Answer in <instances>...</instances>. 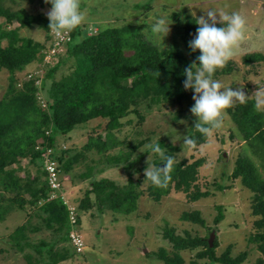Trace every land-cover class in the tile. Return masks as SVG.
<instances>
[{
	"label": "trees",
	"instance_id": "obj_1",
	"mask_svg": "<svg viewBox=\"0 0 264 264\" xmlns=\"http://www.w3.org/2000/svg\"><path fill=\"white\" fill-rule=\"evenodd\" d=\"M9 1L16 2L0 0V71L5 70L9 74L8 84L0 96V221L12 211L23 210L27 215L26 221L10 233V239L20 250L26 245L40 249L41 256L34 258L39 259L40 264H57L74 253H81L75 251L71 244L70 249L64 243H70L69 230L72 226L79 229L81 213L90 204L96 203L100 211L110 208L120 214H128L135 209L140 192L136 190L137 182L131 179V172H128L126 183L118 184L109 178H94L91 166L81 172V178H90L83 197L75 204L69 196L76 206V223L71 225L69 210L61 198L60 188L52 189L49 184L47 172L43 168L42 152L47 147L53 149L51 156L57 162L59 177L61 171L68 173L74 170L80 158L94 152L106 164H110V160L126 171L131 169L142 157L139 153L132 158V154L141 146L143 139L136 144L127 140V150H118L117 154L111 155L110 151L121 143L116 139L115 130L126 122H133L132 117L125 120L130 114H135L140 121L145 112L176 107L178 111H175V117L178 118L183 104L194 102V90H185L183 82L186 79L185 68L193 62L198 63L200 52H192L189 41L194 38L199 25L196 23L197 18L187 16L181 19L178 25L180 42L176 41L168 47L153 45L133 23L107 22L102 28L92 26L94 34L91 36L87 34L88 26L84 25L70 34V39L61 45L59 53L52 55L56 61L45 63L43 67L44 55L54 45L48 29L50 21L42 11L31 12L24 6L14 7ZM28 1L40 6L45 3V0ZM217 26L222 27L221 24ZM34 29L45 32L43 40L31 36ZM21 30L28 34H21ZM69 58L73 60L69 71L55 79V72ZM258 58L264 59V55L251 53L245 55L244 60L250 62ZM34 61L42 63L39 68L43 71L41 77L33 74L27 79L25 75L30 73L27 72L19 81L17 73L23 72ZM217 72L218 69L214 75ZM38 78L40 83L36 84ZM40 97L44 100V106ZM253 104V99H248L246 103L237 102L227 109L237 132L247 144L244 151L249 148L250 152L246 151L237 157L230 177L239 178L241 184L251 191L254 231L248 243L261 256L254 262L244 263L248 252L231 255V245L216 255L215 242L210 246L208 238L189 234L184 237L171 229L166 230L165 235L172 241V254H166L164 249L158 252V257L165 264H187L181 251L194 250L198 246L203 248L195 253V258L206 259L209 262L207 264H264V176H261L252 159V155H256L263 160L264 165V111L257 112ZM187 117L189 125L185 135L195 139L196 143L191 147L195 148L206 139L193 128V115ZM89 121L98 122L102 132H98L96 127L92 128L82 151L70 154V148L62 145L61 140H65V136L76 126ZM156 143L164 148L166 156L175 158V164L166 188L155 187L149 181L148 190L152 198L158 200L172 190L185 193L190 200L208 196L209 190L201 189L198 181V168L202 159L189 162L185 158H177L181 150L179 145L165 139H159ZM22 159H27L34 166V171L23 168L20 164ZM153 162L154 166L159 167L164 161L159 156ZM21 171L23 175H19ZM60 179L61 188L64 189V181ZM53 191L56 196L50 198ZM34 217L40 222L34 224ZM181 218L204 224L199 210L184 212ZM218 218L215 217V223ZM43 226L58 233L52 243L47 244L44 255L38 243L30 242L27 237V230H39ZM58 244L61 246L56 248ZM191 264L203 263L194 259Z\"/></svg>",
	"mask_w": 264,
	"mask_h": 264
},
{
	"label": "rangeland",
	"instance_id": "obj_2",
	"mask_svg": "<svg viewBox=\"0 0 264 264\" xmlns=\"http://www.w3.org/2000/svg\"><path fill=\"white\" fill-rule=\"evenodd\" d=\"M9 3L14 7L24 6L31 12L42 11L45 14L52 7L49 3L40 6L38 3H29L28 0H16L15 3L9 1ZM82 9L86 11L88 24L91 26L102 28L107 22L111 24L129 22L135 24L144 34L145 28L150 31L153 18L165 17L172 24L170 33L164 38V43L161 41L158 45L160 47H168L176 41L180 42L179 21L187 16L198 19L205 16V12L209 9L228 14L239 12L247 21L245 38L240 51L225 67L218 69L217 75L213 78L234 89L242 87L249 96L259 87H264V59L258 58L250 62L244 60L245 55L251 53L264 55V0H82ZM32 32L30 33L32 37L44 39L43 30L34 29ZM21 34L27 35L28 32L21 30ZM54 61H56L55 57L49 60L50 63ZM72 62V58L66 59L55 72L54 78L57 79L67 73ZM41 64L32 62L23 72L17 73V79L19 81L23 79L27 72L37 75L36 68L39 70ZM8 75L7 71H0V96L8 84ZM47 83L49 84L50 80ZM194 103L195 101L192 104H183L178 118L175 117L176 107L145 112L140 121L135 114L125 117V120L127 117H132L133 122H126L115 130L116 139L121 143L110 151V154L115 155L118 150H127L128 146L125 143L127 140L136 144L143 139L141 146L132 154V158L139 153L142 157L128 171L120 165L111 163L110 160V164H106L105 160L95 152L80 158L81 161L75 164L77 167L74 170L68 173L61 171L60 177L64 181V190L69 193L71 201L75 204L83 197L90 181V178H81V172L91 166L94 167H92L94 178H109L118 184L126 183L128 172H131V179L137 182L136 190L140 193L135 209L128 214H120L110 208L100 211L96 203L90 204L81 213L79 226V232L84 241L83 251L74 253L57 264H165L158 257V252L164 249L166 254H172V241L165 235V231L171 229L177 235L184 237L187 234L197 235L206 239L213 230L215 235L212 245L214 242L217 244L216 255L231 245V255H237L242 251L248 252L244 263L254 262L261 256L254 246L248 243V238L254 231L251 191L241 184L239 178L230 177L235 160L239 155L249 152V148L244 151L247 144L237 132L229 111L224 118V126L214 133L211 140H206L195 148L183 146V139L189 125L187 116L192 115L190 108ZM94 127L98 132H102L98 122L89 121L76 126L60 143L70 148V154L82 151L88 132ZM159 139H165L181 147L177 158H185L189 162L198 158L202 159L198 168V181L201 189L209 190L208 196L190 200L185 193L172 190L158 200L152 198L148 190L150 183L145 181L144 170L148 167L149 156L150 163L154 165L153 160L159 155L151 153L146 145L157 142ZM162 150L164 151V148ZM252 159L261 176H264L263 160L256 155H252ZM86 163L89 165L87 166ZM20 164L23 168L28 167L30 171H34V166L27 159H22ZM23 174V171L19 172V175ZM91 197L93 199V194ZM193 210L200 211L204 219L203 225L181 218L184 212ZM216 216L219 217L217 223H215ZM26 218L27 215L23 210H15L0 221V264L41 263L39 259H34L41 256L40 249L36 250L32 245H26L23 250H20L10 239V233L26 221ZM32 222L35 224L40 221L34 217ZM56 235L58 233H54L47 226L39 230H27L28 240L34 244L38 243L37 245L44 252L43 255L47 251V244L52 243ZM64 245H68L71 249L70 243H64ZM57 246L56 248H59L61 245ZM201 248L203 247L198 246L194 250H182L181 254L185 263L191 264L194 259L203 264L209 263L206 259L195 258V253ZM30 258L32 263L29 262Z\"/></svg>",
	"mask_w": 264,
	"mask_h": 264
},
{
	"label": "clouds",
	"instance_id": "obj_3",
	"mask_svg": "<svg viewBox=\"0 0 264 264\" xmlns=\"http://www.w3.org/2000/svg\"><path fill=\"white\" fill-rule=\"evenodd\" d=\"M51 4V9L46 12L50 21L48 29L50 34L58 41L73 33L77 28L88 25L87 34H94V29L88 24L87 13L82 9V0H45ZM205 16L197 19V32L189 41L192 52L199 51L198 63L193 62L185 68L186 79L183 82L185 90H194V105L190 112L195 117L193 128L206 140H211L214 133L224 126L227 109L235 103H246L253 99V107L257 112L264 111V87H259L249 96L242 87L232 88L225 86L214 79L217 69L223 68L239 53L245 38L247 21L239 12L231 14L209 9ZM193 16L195 14L193 13ZM165 17L153 18L150 31L144 29L146 38L153 45L158 46L170 33V25ZM224 25L218 27L217 25ZM27 78V76L25 75ZM28 79V78H27ZM174 142V140H173ZM196 143L190 135H185L183 146L191 148ZM151 153L158 154L163 163L157 167L150 163V156L145 168V181H150L153 186L166 188L171 180L170 173L175 164V158L166 156L159 143L146 145ZM69 194V193H68Z\"/></svg>",
	"mask_w": 264,
	"mask_h": 264
},
{
	"label": "built area",
	"instance_id": "obj_4",
	"mask_svg": "<svg viewBox=\"0 0 264 264\" xmlns=\"http://www.w3.org/2000/svg\"><path fill=\"white\" fill-rule=\"evenodd\" d=\"M70 39V35L65 37V39L63 41H58L57 39H55L52 36V40L54 42V45L49 49V51L44 55V65H42L43 67L45 66V63H49V60L51 58H53V54L54 53H59L62 49H61V45L65 42L68 41ZM42 68L37 70V75L41 77L42 75ZM34 73H28L27 74V78H30L31 76H33ZM36 84L40 83V78L35 80ZM40 102L42 104V106L45 105L44 100L42 99V97L39 98ZM37 149H39V146H36ZM53 154V149L52 148H46L45 151L42 152V157H43V168L45 169V171L47 172V177H48V181L49 184L51 186L52 189H59L61 191V198L63 200V202L67 205L68 210H69V222L71 225H74L76 223V206L70 201L69 199V194L66 193L64 191L63 188H61V179L59 177V170L57 168V162L54 159V157H52L51 155ZM55 192L53 191V193L50 195V198L55 197ZM68 236H69V242L71 244V246L75 249V251L77 252H82L83 248H84V241L82 239V236L79 232V229L75 226H72V228L69 230L68 232Z\"/></svg>",
	"mask_w": 264,
	"mask_h": 264
},
{
	"label": "water",
	"instance_id": "obj_5",
	"mask_svg": "<svg viewBox=\"0 0 264 264\" xmlns=\"http://www.w3.org/2000/svg\"><path fill=\"white\" fill-rule=\"evenodd\" d=\"M243 90H245V89L243 88ZM214 235H215V232L212 230L208 236V242H209L210 246H212V241H213Z\"/></svg>",
	"mask_w": 264,
	"mask_h": 264
}]
</instances>
